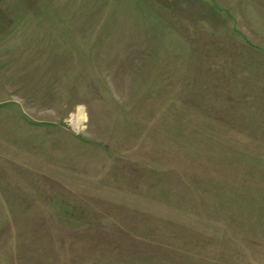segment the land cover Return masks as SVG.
I'll return each instance as SVG.
<instances>
[{
    "label": "rangeland",
    "instance_id": "1",
    "mask_svg": "<svg viewBox=\"0 0 264 264\" xmlns=\"http://www.w3.org/2000/svg\"><path fill=\"white\" fill-rule=\"evenodd\" d=\"M0 264H264V0H0Z\"/></svg>",
    "mask_w": 264,
    "mask_h": 264
},
{
    "label": "bare ground",
    "instance_id": "2",
    "mask_svg": "<svg viewBox=\"0 0 264 264\" xmlns=\"http://www.w3.org/2000/svg\"><path fill=\"white\" fill-rule=\"evenodd\" d=\"M83 121V113H82V111H80L78 114H77V116L76 117H73V122L75 123V124H80V122H82Z\"/></svg>",
    "mask_w": 264,
    "mask_h": 264
}]
</instances>
